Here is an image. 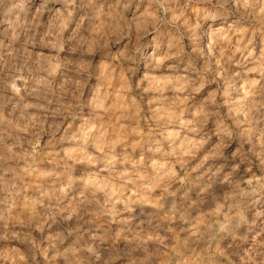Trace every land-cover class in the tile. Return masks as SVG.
<instances>
[{
  "label": "clouds",
  "instance_id": "9594fccd",
  "mask_svg": "<svg viewBox=\"0 0 264 264\" xmlns=\"http://www.w3.org/2000/svg\"><path fill=\"white\" fill-rule=\"evenodd\" d=\"M0 264H264V0H0Z\"/></svg>",
  "mask_w": 264,
  "mask_h": 264
}]
</instances>
